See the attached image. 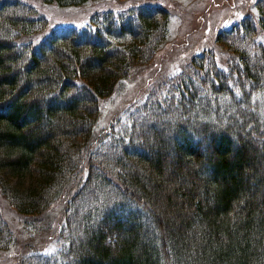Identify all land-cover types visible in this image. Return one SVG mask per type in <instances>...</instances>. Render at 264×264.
<instances>
[{"label": "trees", "instance_id": "obj_1", "mask_svg": "<svg viewBox=\"0 0 264 264\" xmlns=\"http://www.w3.org/2000/svg\"><path fill=\"white\" fill-rule=\"evenodd\" d=\"M148 6L56 33L0 0V191L32 229L64 197L58 246L23 264H264V0L97 130L170 39ZM13 240L0 211V253Z\"/></svg>", "mask_w": 264, "mask_h": 264}, {"label": "rangeland", "instance_id": "obj_2", "mask_svg": "<svg viewBox=\"0 0 264 264\" xmlns=\"http://www.w3.org/2000/svg\"><path fill=\"white\" fill-rule=\"evenodd\" d=\"M22 1L43 14L49 21L48 32L53 30L56 33L74 26H86L96 12L121 11L134 5H163L172 14L170 39L157 51L153 60L134 68L111 96L100 101L99 130L124 111L129 103L133 105L143 99L155 87L154 84L180 71L194 54L209 47L217 49L218 32L255 11L258 0H89L84 4L64 7L42 0ZM221 55L225 60L226 54L223 52ZM62 196L50 206L41 221L42 226L37 223L38 229H32L26 228V218L10 206L0 191V211L14 236L12 245L0 253V264H23L22 260L28 254L36 251L45 254L58 246L55 234L62 220Z\"/></svg>", "mask_w": 264, "mask_h": 264}]
</instances>
